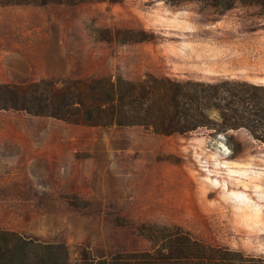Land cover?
<instances>
[{
	"label": "rangeland",
	"instance_id": "rangeland-1",
	"mask_svg": "<svg viewBox=\"0 0 264 264\" xmlns=\"http://www.w3.org/2000/svg\"><path fill=\"white\" fill-rule=\"evenodd\" d=\"M147 73L264 83V15L197 0L0 4V86ZM144 223L264 257V144L245 128L165 135L0 109L1 228L83 264L150 248Z\"/></svg>",
	"mask_w": 264,
	"mask_h": 264
},
{
	"label": "trees",
	"instance_id": "trees-1",
	"mask_svg": "<svg viewBox=\"0 0 264 264\" xmlns=\"http://www.w3.org/2000/svg\"><path fill=\"white\" fill-rule=\"evenodd\" d=\"M83 1L92 0H0V4ZM197 1L222 10L239 4L253 6L264 15V0ZM57 83L42 78L23 87L1 85L0 100L12 104L0 105V109L91 126H142L165 135L201 128L217 133L245 128L264 144V83L228 77L182 79L153 73L137 80L109 74ZM139 230L151 241L150 248L83 264H264L262 256L203 241L177 224L144 223ZM62 247L0 227V264H70Z\"/></svg>",
	"mask_w": 264,
	"mask_h": 264
}]
</instances>
